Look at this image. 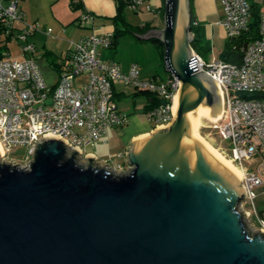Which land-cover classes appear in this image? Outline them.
I'll use <instances>...</instances> for the list:
<instances>
[{
  "label": "water",
  "instance_id": "1",
  "mask_svg": "<svg viewBox=\"0 0 264 264\" xmlns=\"http://www.w3.org/2000/svg\"><path fill=\"white\" fill-rule=\"evenodd\" d=\"M190 20L189 0H165L162 27L133 33L163 43L181 85L172 120L131 138L125 171L57 137L39 140L27 167L0 156V264H264L242 177L188 132V114L221 108L196 71Z\"/></svg>",
  "mask_w": 264,
  "mask_h": 264
},
{
  "label": "built area",
  "instance_id": "2",
  "mask_svg": "<svg viewBox=\"0 0 264 264\" xmlns=\"http://www.w3.org/2000/svg\"><path fill=\"white\" fill-rule=\"evenodd\" d=\"M142 2L131 0L130 6L137 8ZM221 6L220 24L226 38L238 37L249 29L252 12L249 0H221ZM77 22L92 23L93 15L82 10ZM39 28L38 23L23 20L19 0H0V30L6 37L18 40L22 55L11 58L7 50L0 58V156L3 160L27 167L35 144L45 137H57L70 148L79 150L84 161L85 156L91 155L84 151L87 145H94L109 128L123 126L128 120V115L115 104L117 82L158 98L157 105L145 113L153 129L156 125L166 126L172 120V104L179 93L180 81L171 75L141 78L138 63H132L124 72L114 60L104 59L101 52L111 48L112 33H92L77 41L71 40L72 48L64 55L57 81L47 83L33 56L36 47L29 41V36ZM50 31L46 29V33ZM192 51L198 61L196 71H203L214 79L221 98L220 115L212 120L210 127L219 138L222 153L241 168L245 201L254 206L257 195L253 189L264 190V13L258 18V36L246 44L239 63L221 59L207 62L193 48ZM81 75L85 80L77 81ZM255 94L259 96L253 97ZM17 149L23 150L18 158L27 164L9 158L16 157L12 153ZM97 159L116 172L129 167L126 163L111 164L108 159ZM245 161L252 162L253 166H244ZM259 221L260 229L264 230V220Z\"/></svg>",
  "mask_w": 264,
  "mask_h": 264
},
{
  "label": "crops",
  "instance_id": "3",
  "mask_svg": "<svg viewBox=\"0 0 264 264\" xmlns=\"http://www.w3.org/2000/svg\"><path fill=\"white\" fill-rule=\"evenodd\" d=\"M74 1L75 3L79 4L77 8H74L72 4L74 3ZM249 1L251 3V6L253 7V13L255 14L257 13L258 15L264 13V0H249ZM116 6H117V0H19V8L23 13V20L29 23L39 24L40 27L39 30L31 35L37 33H39L40 35L49 34L51 35V37L55 38L56 40L58 39V43L53 44L54 46L51 47L50 49H46V51L41 55L42 56L41 58L37 59L35 57L36 62L39 65L43 77L47 83L52 84L57 81L59 77L58 67L61 64V68H62L63 62L65 61L64 55L68 52V50L72 48L70 44L71 40L77 41L80 38L92 33L98 35H106L110 33L113 34V30L116 27V24L113 20V17L116 15ZM161 6H162V0H143V2L137 8H132L129 4H127L126 7L124 8V16L126 21L131 25L142 26L145 23H150L152 26H154L153 28H157V27L160 28L162 26L158 24V20L156 19L158 18V16L162 17ZM82 10H85L93 15L92 23L78 24L77 19ZM193 11L195 14L196 21L199 22L200 25L202 26L205 39L210 43L211 47L213 42L219 40H221L224 47L227 39L224 28L220 24V19L222 17L221 0H193ZM253 16L254 15L252 14L251 20ZM16 24L20 26L21 22H18ZM48 28H50L51 31L49 33H46V29ZM127 36L133 37L134 40L133 47L142 49L143 48L142 46L144 47L150 46L149 48H154L151 49L152 57L146 60L142 57L140 58L136 57L134 58L137 59L136 61L125 60L121 57L117 58L116 51L118 45ZM62 37H68V40L67 38H62ZM140 39L141 38L136 37L133 34H124L119 38V41L115 46V48H112L114 53L107 58L117 62L120 65L122 71L124 72L128 71L132 63L134 62L138 63L140 67L139 76L141 78H147L154 75L159 76L161 78H165L169 76V74L164 70V66H163V71L165 72L164 77L161 76L159 71L157 70V66L159 65V60H160V64L163 65L160 58L159 48L148 40H144V39L140 40ZM147 43L151 45H148ZM63 44H65V47L59 49L60 53L58 54L56 50L57 46H61ZM140 44H144V45H140ZM223 47L221 48V50L223 49ZM103 52L104 50L101 52L102 57H103ZM219 59L220 57L218 56L212 61ZM53 60L55 61L54 64L52 63ZM76 80L77 81L85 80V76L81 75ZM125 87L126 85L122 82H117L114 87L115 104L117 106V109L121 112L122 110L119 109L117 101L123 98L127 94L125 92ZM132 95L135 96L137 94H135L134 91ZM145 97H146V101L143 104V114L146 117L145 104L148 102V98L146 95ZM133 101L135 102V100ZM126 114L128 115V120L123 125V127L126 126L123 129L127 130V132H125L126 137L124 138V149L118 151L117 152L118 155L121 153H125L126 151L125 148L129 146V142L133 136L136 137L138 134H142L146 132L149 134L150 131L153 130L152 124L148 120H146V122L143 121L141 122L139 119L140 118L139 115L135 114L134 116L130 117L129 115L132 114L131 112ZM130 125L132 126V128H129ZM112 128H117V127H112ZM112 128H109L106 131V133ZM104 136L99 141L105 142ZM88 153L96 156L94 152H88ZM98 158L103 159L100 157Z\"/></svg>",
  "mask_w": 264,
  "mask_h": 264
},
{
  "label": "rangeland",
  "instance_id": "4",
  "mask_svg": "<svg viewBox=\"0 0 264 264\" xmlns=\"http://www.w3.org/2000/svg\"><path fill=\"white\" fill-rule=\"evenodd\" d=\"M158 20V24L160 26L163 25V21H162V17L158 16V18L156 19ZM62 38H67L68 37H62ZM29 41L30 42H34L36 45V50L33 53V56L36 57L37 59L41 58L42 54L46 51V49H50L51 47H53L55 43H58V39L56 40L55 38L51 37V35H40L39 33L34 34V35H30L29 36ZM133 37L132 36H127L126 38H124L120 44L118 45L117 51H116V57L117 58H123L125 60H134L136 61L137 59H134L136 57L140 58H144L149 59L152 57V50L154 48H149L148 47H144L142 49H138L136 47H133ZM66 44V43H65ZM65 44L61 45V46H57V53H60L61 48L65 47ZM148 44V43H147ZM140 45H144V44H140ZM151 45V44H148ZM152 47V46H151ZM223 47V43L221 42V40L219 41H215L212 43V47H211V51L208 55L204 56L205 60L212 61L213 59L217 58L219 56V52L221 50V48ZM7 51V50H6ZM155 51V50H154ZM65 52V51H64ZM113 49L109 48V49H105L103 52V58L104 59H108L107 57H109L111 54H113ZM8 55L11 58H21V51H20V45L18 40L14 37L12 38L9 43H8ZM159 60V59H158ZM157 70L159 71L161 76H165V72L163 71V65L160 64V60H159V65L157 66ZM48 74V73H47ZM120 87V85H119ZM135 91V88L133 86L130 85H126L125 87V92L127 93L123 98H121L120 100H118V107L120 110H122V112L124 113H132L129 116L132 117L135 114L140 116V121L142 122H146L147 118L144 116L143 114V104L146 101V97L143 94H137L135 96H133V92ZM135 100V102L133 101ZM214 112L220 111L218 110H214ZM212 120L207 119L206 117H198L197 118V126L198 127V131L200 133V136L203 140V142L211 145L212 147L218 149L221 153L222 151L219 149L220 146V141L218 136L215 134V131H213L210 127V125L212 124ZM126 127V126H124ZM123 126H119L117 128H112L110 129L106 135L104 136V140L103 141H98L95 145H87L84 148V151L86 153L88 152H94L96 154V156L103 158V159H108L109 161H111V164H116L117 162H122L125 163L124 157H120L118 155V151H121L124 149V138L126 137V133L127 130H124ZM129 128H132V126L130 125ZM124 132V135H123ZM13 156L16 157H9L10 159L15 160L16 162H19L20 164H27V161H23L20 158H18L20 155L23 154V150L22 149H17L16 151H14ZM224 154V153H223ZM226 156V155H225ZM227 157V156H226ZM243 165L246 167H251L253 166V163H249V161H245L243 162ZM253 191L256 193V198L254 201V206L252 204H249L248 202H244L241 203V209L242 211L245 212L246 214V222L249 226V229L252 232L257 231L258 229H260V227L262 226V224L260 223L259 219L256 216L255 213V208L257 207V205L260 203V201L264 200V190H262L260 187H255L253 189Z\"/></svg>",
  "mask_w": 264,
  "mask_h": 264
},
{
  "label": "trees",
  "instance_id": "5",
  "mask_svg": "<svg viewBox=\"0 0 264 264\" xmlns=\"http://www.w3.org/2000/svg\"><path fill=\"white\" fill-rule=\"evenodd\" d=\"M164 1L165 0H162V6H161L162 17H163V11H164ZM130 3H131V0H117L116 15L113 17L116 27L114 28L113 34H112L111 48H115V46L117 45L119 41V38L123 36L124 34H133V33L143 34L147 32L149 29L154 27L150 23H145L142 26L131 25L130 23H128L124 16V8L126 7L127 4L130 5ZM72 4L74 8H77L79 6V4L77 3H72ZM189 9H190V16H191L190 31L193 34V40L191 42V47L197 54H199L203 59H205L204 56L208 55L211 51V45L205 39L202 26L200 25L199 22L196 21L195 14L193 11V0H189ZM252 14L254 16L252 20L250 21L249 29L245 33L235 38H226L227 40L225 42V45L219 54V57L221 60L229 62V63H239L241 61V58L243 55V49L246 46V44L250 40L257 38L259 15L257 13L256 14L253 13V7H252L251 15ZM10 40H11L10 37H6L0 30V58H2L6 54V50H8V43ZM148 41L155 44L159 48L160 58L163 63V50H164L163 43L159 41L158 39H156L155 37L149 38ZM52 63L54 64L55 61L53 60ZM58 70L60 72L61 64L59 65ZM135 94H144L147 96L148 102L145 104V112L153 108L158 103V98H156L150 92L135 89ZM114 96H115V93H114ZM252 96L257 97L259 95L255 94ZM255 209H256L257 218L264 220V200L260 201V203L257 205V207H255Z\"/></svg>",
  "mask_w": 264,
  "mask_h": 264
},
{
  "label": "bare ground",
  "instance_id": "6",
  "mask_svg": "<svg viewBox=\"0 0 264 264\" xmlns=\"http://www.w3.org/2000/svg\"><path fill=\"white\" fill-rule=\"evenodd\" d=\"M177 108H178V94H176V96H175V98L173 100V104H172V111H173L174 115L177 112ZM219 115H220V111L214 112L213 109L211 107H209V106H206V108L203 111L199 112V113H190V114H188L187 115V119H188V132L192 133L196 137L197 140H199L206 147H208L213 152H215L216 155L222 161H224L226 164H228L235 172H237L242 177V170H241V168L239 166H237L235 163H233L228 157H226L218 149H216V148L212 147L211 145L203 142V140H202V138L200 136V133L198 131V127H199V126H197V118L198 117H206L209 120H214V119L218 118ZM0 152L2 153L1 146H0Z\"/></svg>",
  "mask_w": 264,
  "mask_h": 264
}]
</instances>
